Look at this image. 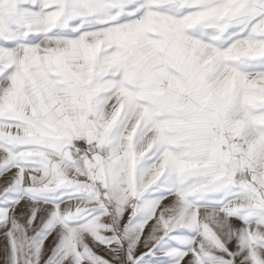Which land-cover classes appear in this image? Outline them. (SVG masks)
Here are the masks:
<instances>
[{
    "label": "snow or ice",
    "instance_id": "obj_1",
    "mask_svg": "<svg viewBox=\"0 0 264 264\" xmlns=\"http://www.w3.org/2000/svg\"><path fill=\"white\" fill-rule=\"evenodd\" d=\"M0 264H264V0H0Z\"/></svg>",
    "mask_w": 264,
    "mask_h": 264
}]
</instances>
